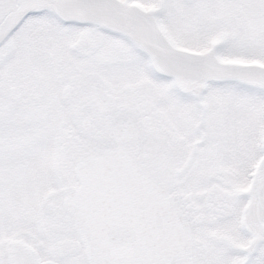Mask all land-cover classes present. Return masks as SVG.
I'll return each instance as SVG.
<instances>
[{"label":"snow or ice","instance_id":"6c2138e0","mask_svg":"<svg viewBox=\"0 0 264 264\" xmlns=\"http://www.w3.org/2000/svg\"><path fill=\"white\" fill-rule=\"evenodd\" d=\"M0 264H264V0H0Z\"/></svg>","mask_w":264,"mask_h":264}]
</instances>
